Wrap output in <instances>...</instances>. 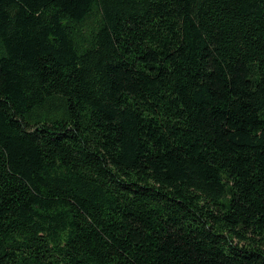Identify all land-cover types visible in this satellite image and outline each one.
<instances>
[{
	"label": "trees",
	"instance_id": "obj_1",
	"mask_svg": "<svg viewBox=\"0 0 264 264\" xmlns=\"http://www.w3.org/2000/svg\"><path fill=\"white\" fill-rule=\"evenodd\" d=\"M0 264H264V0H0Z\"/></svg>",
	"mask_w": 264,
	"mask_h": 264
}]
</instances>
